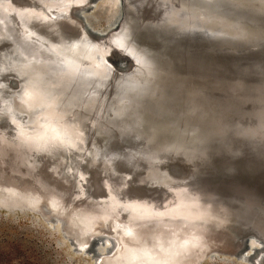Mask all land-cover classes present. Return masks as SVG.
Instances as JSON below:
<instances>
[{"label":"bare ground","instance_id":"bare-ground-1","mask_svg":"<svg viewBox=\"0 0 264 264\" xmlns=\"http://www.w3.org/2000/svg\"><path fill=\"white\" fill-rule=\"evenodd\" d=\"M93 1L94 4L99 0ZM133 1L136 8L144 4L149 6L150 14L138 17L125 11L117 29L119 33L110 36L105 43L103 40L93 42L94 38L91 41L87 37L91 34L82 24L80 13L90 25L94 19L90 22L86 19L87 11H82L91 0H0V52L4 56L3 59L0 56V76H6L0 78V207L28 209L47 218L60 219L63 232L80 249H85L98 234L104 236L105 243L112 238L115 241L112 252L93 257V264H198L217 246L228 247L230 243L232 248L236 246L235 241L243 230L239 220L243 214L241 206L228 203L230 228L220 227L222 225L216 220L200 215L151 214L147 220H138L128 215V202L139 200L140 207L148 203L155 209L163 199L170 197L156 190L143 196L135 191L133 195L139 199L126 198L115 190L110 196L105 195L100 193L98 186L93 187V182L90 188L84 186V168L101 169L94 176L99 181L101 175L110 177L113 167L126 181L129 171L119 169L125 165L119 153L134 146L136 134L143 135L146 140L168 135L192 142L199 151L214 155L220 170L230 166L226 151H231L242 137L248 142V152L264 147V138L258 141L256 136L252 138L246 132L248 118L230 117L220 124L216 110H211L219 101L198 99L188 94L187 87L178 89L185 82L180 75L182 71L213 68L217 72L204 86L218 87L217 90L229 93L231 82L227 79L233 76L231 72L240 74V69H246L247 64L260 62L261 56L249 52L234 58L229 53V57L215 59L214 65V57L210 59L185 46L169 47V54L163 47L167 40L154 47L146 41L159 37L148 27L156 22L160 4L166 1L175 7L173 1ZM244 2V9L264 18V0ZM226 4L225 0H216L217 6ZM118 5L119 0H108L103 15L110 20L119 11ZM192 8L204 15L200 9ZM230 20L233 21L208 15L206 24L190 25L185 29H198L202 33L220 30L228 34L222 26L225 23L226 27L233 25ZM241 28L246 29L245 26ZM249 32L255 41H264L256 30L249 29ZM138 37L142 41H137ZM112 46L135 62L123 72L115 67L119 71L116 75L110 71V59L106 56L111 54ZM139 63L144 70L142 79H151L160 70L173 73L165 78L170 88L163 104L157 98L142 95L141 79H132ZM253 66L256 65L251 69ZM11 77L18 81L15 89H10L8 84ZM244 77L254 79L257 76L248 72ZM26 81L32 86L29 88L37 90L35 93L25 91ZM234 83L237 91L223 100L229 103L228 110L241 111L250 107L248 117L264 109L261 107L264 95L256 87L259 82L256 86ZM112 103L116 106L110 110ZM138 107L146 116L144 126L139 123ZM199 107L204 111L200 112ZM38 136L44 139L37 141ZM113 157H118L119 161ZM123 158L128 161L127 154ZM248 158L250 155L238 162L239 166L243 167ZM211 171L205 169L189 172L181 179L171 175L170 178L175 183L198 174L207 173L210 177ZM162 180L159 178L157 183H164ZM169 184L171 181L164 185ZM172 200L165 202V207L171 206ZM253 258L261 264L264 248Z\"/></svg>","mask_w":264,"mask_h":264},{"label":"water","instance_id":"water-1","mask_svg":"<svg viewBox=\"0 0 264 264\" xmlns=\"http://www.w3.org/2000/svg\"><path fill=\"white\" fill-rule=\"evenodd\" d=\"M172 1L176 8L168 5L166 1L160 4L156 22L153 27H148L150 32H155L159 37L156 40L146 41L149 45L154 47L164 44L167 40L168 43L163 46L165 52L170 54L172 47L180 49L185 46L188 50H194L208 55V57L210 56V59L214 57L212 59L214 65L217 58H225L231 55L235 58V56H242V54L249 52H257L261 56L260 62H256V64L252 63L251 65L247 64V70L245 68L240 69V74L237 75V72H231L234 73L233 76L227 79V81L231 82L228 89V91L230 90L229 93L217 90L218 87L210 89L204 86L206 81L213 80L211 75L216 71L213 68L210 71H182L180 75L185 82L178 89L184 90L187 87L189 89L188 94H192L198 99L204 98L210 101H219L217 105L212 103L214 106H210L214 108L211 110H216V118L220 124L222 121L230 119V117L243 116L245 119L248 118L249 122L246 125L244 124L246 132H249L252 138L256 136L258 141L263 140L264 109L254 114L252 113L247 117V109L250 107H244L241 111L228 110L229 103L223 100L237 91V84L234 82L255 84V86L259 82L256 87L264 95V80L260 79V77L264 78V72L261 71V66L264 65V41H255V39L251 38L254 36H251L249 32V29H254L264 38V18L244 9L243 4L245 0H225L227 4L224 7L217 6L216 0ZM124 4L128 7H124ZM118 7V20L113 25V28L116 30L119 28V20L123 17L125 11L138 17H142V15L146 17L150 14L149 6L144 4V6L142 5L140 8L139 6L136 8L135 1L133 0H119ZM192 7L200 9L204 12V15ZM82 11L88 10L84 8ZM208 15L216 16L223 21L232 19L233 21L230 20V22L233 25L226 27L225 23L222 26L228 34L220 30L202 33L198 29H185L186 26L190 25L199 27L201 24H206ZM80 16L83 26L91 35L101 36L103 34L92 28L93 25L91 26L81 13ZM243 26L246 29L241 28ZM135 34H137V31ZM137 41L140 42L142 39L138 37ZM235 50L238 51L235 54L239 55L232 53L236 52ZM106 56L109 57L117 69L135 63L132 57L116 47H112L111 54H107ZM252 65L256 66H253L254 68L251 69ZM137 66V70L133 71L132 79H141L140 83L144 87L142 95L144 94V96L152 99L157 98L163 104L166 100V92L170 88L165 78L173 73L168 70H160L155 77L142 79L141 75L144 70L140 63ZM248 72H253L257 77L254 79L244 77ZM17 82L15 77L9 79L11 85H17ZM29 83V81H26L23 84V87L25 85L26 88L25 91L28 92L30 90L35 93L37 90L29 88L32 87ZM215 83L217 82H212V84ZM34 88L37 87L34 86ZM110 92H112V89ZM114 93L116 95L117 90ZM262 104L264 105V103ZM114 106L116 105L112 103L109 109L111 110ZM199 110L200 112L204 111L201 107H199ZM136 112L140 116V125H146L147 120L143 110L138 107ZM262 115L263 119L260 118ZM136 135L133 138L134 146H130L126 150H120L119 153V157L125 163L124 167L122 166L119 169L129 171L128 181H125L123 179L124 177L118 171L115 172L113 167H111L112 173L110 177L107 178L101 175V179L99 177V181H96L94 177L96 171H100L101 169L87 167L86 169L84 168L83 172L84 186L90 188L93 182V187L98 186L101 190L100 193L110 196L114 190L115 192L120 191L121 195L129 199L139 197L133 195L135 191H138L139 195L143 196L154 190L159 191V193L164 192V194L166 193L170 197L166 200L163 199L155 209L151 208L148 203L140 207L137 204L139 200L128 202V215L138 218V220H147L152 216L151 214H166L167 216L177 214L200 215L207 219L216 220L222 225L220 227L230 228L232 225L228 221L231 217V208L228 206V203L230 205L235 203L243 208L242 217L239 218L243 224V230L235 241L236 246L232 248L231 243L228 247L217 246L200 259L198 264L205 257H218L219 259L225 260L235 258L236 260L242 259L243 261L240 262L244 264H257L253 256L260 248H264V243H262V240H264V175H262L264 173V147L256 148L248 152L246 146L248 142L242 137L241 140L235 142L236 144L234 143L231 151H226L227 161L231 163L230 166L220 170L216 165V160L213 158L214 155L209 152L199 151L197 145L192 144V142H185L182 138H170L168 135L165 137L162 135L148 140L141 134ZM126 154L128 161L123 158ZM248 155H250L248 162L243 164V167L239 166L238 162ZM118 159V157H113V160ZM205 169L212 170L211 172L213 173H209L211 178L205 173L175 183L171 179V176H178L181 179L185 175H189V172L198 173ZM214 169L216 170L214 171ZM260 170L262 173H259ZM158 176L159 178H163L164 183H157V180H159ZM242 179H246L247 182H244ZM169 181H171V184L164 185ZM117 182L119 185L115 184ZM170 200H172L173 204L165 207L164 203ZM0 209L10 213L31 211L22 208L0 207ZM33 213L39 214L47 224H53L51 228L59 231L62 238L69 243V246L76 253L88 254L93 258L100 256L101 253L107 256L114 249L115 241L110 238L107 244L105 243L104 236L101 234L94 236L85 249H80L74 240L63 232V223L60 219L54 217L47 218L38 212ZM101 238L103 243H97ZM254 244H257L258 247ZM248 251L249 253H247Z\"/></svg>","mask_w":264,"mask_h":264},{"label":"rangeland","instance_id":"rangeland-1","mask_svg":"<svg viewBox=\"0 0 264 264\" xmlns=\"http://www.w3.org/2000/svg\"><path fill=\"white\" fill-rule=\"evenodd\" d=\"M93 2L91 0L89 4L83 7L88 10L86 19L90 21L94 18L91 20L92 22L90 21L91 26L93 25L92 28L106 34H102L103 37H92L88 34L87 37L90 40L94 38L93 42L103 40L108 43L107 40L110 36L119 33L118 30L113 28L116 20H118L119 12L109 20L105 17L106 15H103V12H105L104 6L108 4V0H99L94 4ZM74 22L76 21L74 20ZM119 22L120 27L122 20L120 19ZM109 47L111 48V45ZM1 58L3 59L4 56H1ZM108 63L109 68L115 69V65L111 61ZM125 67L121 69H125ZM0 78H6V76L1 75ZM10 89H15V85L10 84ZM30 212L10 213L0 209V264H93V258L88 254L74 252L69 243L62 238L61 233L51 228L53 224H47L38 214ZM254 245L258 247L257 244ZM199 264L244 263L237 261L235 258L225 260L218 257H205Z\"/></svg>","mask_w":264,"mask_h":264},{"label":"snow or ice","instance_id":"snow-or-ice-1","mask_svg":"<svg viewBox=\"0 0 264 264\" xmlns=\"http://www.w3.org/2000/svg\"><path fill=\"white\" fill-rule=\"evenodd\" d=\"M117 47H120L119 45H117ZM110 71H112L113 75H116V69H110ZM120 72L125 71L124 69H119ZM261 71L264 72V65L261 66ZM37 141L43 140L44 137L43 136H38ZM97 243H103L102 238L100 240L97 241ZM262 243H264V240H262ZM261 264H264V260L261 261Z\"/></svg>","mask_w":264,"mask_h":264}]
</instances>
